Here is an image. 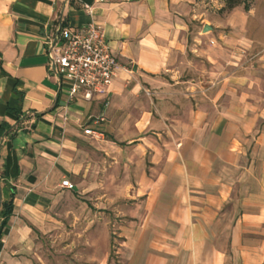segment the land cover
I'll return each mask as SVG.
<instances>
[{"label": "crops", "instance_id": "crops-1", "mask_svg": "<svg viewBox=\"0 0 264 264\" xmlns=\"http://www.w3.org/2000/svg\"><path fill=\"white\" fill-rule=\"evenodd\" d=\"M195 1L0 0V264H32L65 192L122 202L100 264H264V45L233 14L204 35ZM89 23L119 67L70 98L44 40Z\"/></svg>", "mask_w": 264, "mask_h": 264}, {"label": "rangeland", "instance_id": "rangeland-1", "mask_svg": "<svg viewBox=\"0 0 264 264\" xmlns=\"http://www.w3.org/2000/svg\"><path fill=\"white\" fill-rule=\"evenodd\" d=\"M241 1L231 11L224 9L225 0H196L195 3L197 16L205 25L222 28L233 14L231 23L240 26L245 41L253 44L244 55L251 57L264 45V0ZM243 5H247L249 11L244 12ZM101 180L97 181L98 185L102 184ZM103 182L107 187L116 180L108 178ZM91 199L86 205L84 195L78 193L65 192L57 196L46 210L48 225L38 234L30 259L32 264H100L106 259L107 249L113 251L117 242V205L122 202H118V195L107 193L94 194ZM111 259L112 252L108 255V260Z\"/></svg>", "mask_w": 264, "mask_h": 264}, {"label": "built area", "instance_id": "built-area-1", "mask_svg": "<svg viewBox=\"0 0 264 264\" xmlns=\"http://www.w3.org/2000/svg\"><path fill=\"white\" fill-rule=\"evenodd\" d=\"M91 13L89 7H85ZM48 74L67 87L70 98L92 94H106L116 69L119 67L110 54L102 30L94 23L81 28L59 27L44 40ZM95 118L94 122L101 121ZM85 135L93 132L85 129ZM60 186L70 189L67 180Z\"/></svg>", "mask_w": 264, "mask_h": 264}, {"label": "trees", "instance_id": "trees-1", "mask_svg": "<svg viewBox=\"0 0 264 264\" xmlns=\"http://www.w3.org/2000/svg\"><path fill=\"white\" fill-rule=\"evenodd\" d=\"M241 0H225V6L224 9L231 11L237 6L241 4ZM243 10L244 12L249 11V8L247 5H243ZM6 130V126L3 124H0V135L4 133ZM12 200H13V195L9 197L8 200L0 202V239L2 236V231L7 224L9 217L12 213Z\"/></svg>", "mask_w": 264, "mask_h": 264}, {"label": "water", "instance_id": "water-1", "mask_svg": "<svg viewBox=\"0 0 264 264\" xmlns=\"http://www.w3.org/2000/svg\"><path fill=\"white\" fill-rule=\"evenodd\" d=\"M211 30V27H209L208 25H204L203 29H202V33H206L208 31Z\"/></svg>", "mask_w": 264, "mask_h": 264}]
</instances>
